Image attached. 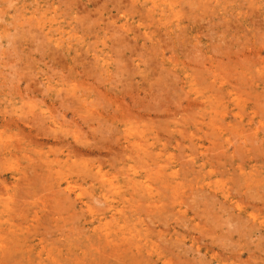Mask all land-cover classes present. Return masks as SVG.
Instances as JSON below:
<instances>
[{"label":"rangeland","instance_id":"374dc122","mask_svg":"<svg viewBox=\"0 0 264 264\" xmlns=\"http://www.w3.org/2000/svg\"><path fill=\"white\" fill-rule=\"evenodd\" d=\"M0 264H264V0H0Z\"/></svg>","mask_w":264,"mask_h":264}]
</instances>
